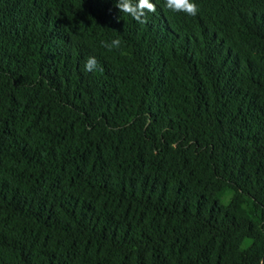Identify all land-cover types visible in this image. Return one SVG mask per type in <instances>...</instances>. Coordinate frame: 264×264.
I'll list each match as a JSON object with an SVG mask.
<instances>
[{"label": "trees", "instance_id": "trees-1", "mask_svg": "<svg viewBox=\"0 0 264 264\" xmlns=\"http://www.w3.org/2000/svg\"><path fill=\"white\" fill-rule=\"evenodd\" d=\"M150 2L0 0V264H264V0Z\"/></svg>", "mask_w": 264, "mask_h": 264}, {"label": "clouds", "instance_id": "clouds-1", "mask_svg": "<svg viewBox=\"0 0 264 264\" xmlns=\"http://www.w3.org/2000/svg\"><path fill=\"white\" fill-rule=\"evenodd\" d=\"M165 6L172 11H184L189 15H196L198 9L195 3L190 0H165ZM116 8L125 14L132 16L136 21L140 23H146V12H155L156 6L151 3L150 0H138V3H134L133 0H116ZM120 41L115 39L111 44H105L104 46L109 48H118ZM98 61L94 56L87 58L84 64L85 71L94 72L97 70ZM102 71L103 69H99Z\"/></svg>", "mask_w": 264, "mask_h": 264}]
</instances>
